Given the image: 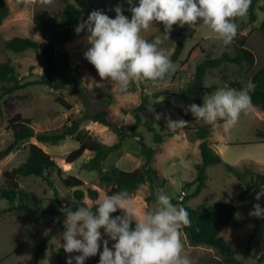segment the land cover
Returning a JSON list of instances; mask_svg holds the SVG:
<instances>
[{
    "label": "rangeland",
    "instance_id": "obj_1",
    "mask_svg": "<svg viewBox=\"0 0 264 264\" xmlns=\"http://www.w3.org/2000/svg\"><path fill=\"white\" fill-rule=\"evenodd\" d=\"M8 6L7 15L0 21V63L5 60L15 66L18 77L22 82H34L45 68L44 59L40 52L28 49L15 53L6 49L5 41L14 35L27 36L35 40L46 39L52 42L59 50L68 53L69 64L76 67L82 76L83 84L89 89L97 87L105 94L112 95L111 103L106 107V119L109 123L117 124L123 131H129L133 123L132 110L140 103L142 93H150L149 104L143 107L139 114L142 121L137 125L148 146L156 148L154 158L150 166L156 170L160 179H165L164 186L158 194L163 192L174 200H180L182 196L190 193L195 188L192 183L196 176L195 165L201 161L198 149L199 139L193 130L188 127L191 123L203 125L209 124L202 119L189 121L183 129L175 130L167 124L168 119H180L182 116L195 118L187 110V104L180 96V91L185 88L187 82L191 81L195 65L206 55H219L223 51L233 53L235 48L232 43L225 45L219 36L207 25L196 26L194 34L185 40L179 59L174 63L175 71L167 74L165 79L158 82L145 84L143 90L139 81L131 83L125 91H119L114 82L101 79L95 67L85 58L84 52L90 43L87 40V32H74L72 37L65 43H59L45 32L36 31L32 22L33 14L41 9L46 10L50 19L56 21L54 14L61 12L65 6V0H5ZM72 1V0H68ZM95 5L103 6L104 11L114 17L113 6L120 3L124 8V14L130 17L129 5L126 0H93ZM264 0H259L257 4H262ZM257 20L248 21V15L238 17V35L245 36V45L255 55V63L248 66H240L227 63L219 68L210 69L203 79L204 86L214 85L211 92H203L200 95L201 104L217 89L224 87L226 81L239 80L244 85L251 79L254 72L264 64V36L258 29L264 13L256 8ZM179 24H174L168 37L164 35L163 22L154 21L147 30H142V35L148 40L161 37L164 43L162 48L173 51ZM169 90L172 94L167 97L161 95L154 97L151 94L156 91ZM62 95L70 104V108L61 105L56 97ZM92 106L99 108L94 102L100 95L98 92L91 93ZM85 105L77 94L72 93L70 86L62 89H53L43 84L31 83L23 89L17 90L9 95L0 93V150L11 140L12 132L8 128L7 119L16 112L22 116L30 118V124L34 132L45 130H58L70 119L78 118L82 115ZM159 113V119L156 114ZM153 122L155 130H160V125L165 128L162 133L164 139L160 144L154 142V132L147 128L145 121ZM188 121V120H186ZM80 127L87 130L93 137L106 145H111L117 141V136L113 130L99 122L84 121ZM264 132V109L256 105L247 113H242L235 126L225 131L223 122L211 124V132L208 140L221 155L224 162L235 166L242 171L248 168L253 173L264 172V143L256 135V130ZM161 132V130H160ZM37 143L44 151L56 161L61 168L58 174L55 169L51 171L50 178L53 180L55 188L58 190V199L52 192L47 182L39 176L28 175L18 177L19 186L26 191H33L42 198V206L48 212L39 215L35 219L22 211L14 210L0 214V264H31L33 261L35 245L48 233L51 238L44 253L40 257L38 264H57V250L63 243L61 233L63 227L57 223L53 211L64 208L68 203L75 202L72 189H67L61 183V177L73 174L84 180L88 185L99 189L98 197H86L88 204L98 202L108 186L102 185L98 181V172L84 167L92 152L85 151L77 160L67 163L65 157L69 151L78 146V142L72 138H66L57 144L38 142L35 137L22 141L19 147L10 154L0 159V188L6 186L3 176L5 170L21 164L28 154V143ZM144 163V156L140 153L137 137L125 138L119 150L112 152L104 162V168L114 164L122 169H133ZM250 176L248 175V178ZM244 189V182L232 175L223 163L210 165L207 168V181L198 195L189 197L186 204L197 206L200 204H212L217 201L234 202V209L229 223L221 230L220 235L238 252L236 257L244 260L245 264H264V258L260 261L259 256L264 253V225L257 222V217L250 216L255 203L264 206V197L259 201L255 199V194L260 187L247 193L241 201L239 194ZM148 184H144L139 189L129 195L130 210L138 216L145 210L156 207V203L148 201ZM157 194V195H158ZM10 205L9 201L0 196V209ZM121 209V215L124 214ZM64 224V222H63ZM103 231V229H101ZM105 238H107L105 234ZM181 239L184 245L183 254L187 255L192 264H214V260L219 257L218 251L210 245L191 244L183 230ZM114 241L109 240V246ZM248 244L249 254L244 256L243 251ZM78 252L64 253V258L78 255ZM87 260L98 264L99 254L87 258ZM75 264V261H73Z\"/></svg>",
    "mask_w": 264,
    "mask_h": 264
},
{
    "label": "trees",
    "instance_id": "obj_2",
    "mask_svg": "<svg viewBox=\"0 0 264 264\" xmlns=\"http://www.w3.org/2000/svg\"><path fill=\"white\" fill-rule=\"evenodd\" d=\"M65 6L61 12L55 13L54 21L47 15L46 10L41 9L33 14L32 22L36 31L45 32L52 38H55L59 43L67 42L75 31L76 25L87 18V14L94 9L104 11L103 6L95 5L93 0H65ZM259 0H251V5L248 9V21L254 22L257 20L256 8L264 13V2L257 4ZM8 6L5 0H0V21L7 15ZM132 13L130 12V17ZM129 17V18H130ZM238 18V17H237ZM237 18L235 20L237 21ZM203 24L202 20L193 24L179 25L177 31L176 44L172 51L171 59L173 63L177 62L180 53L183 49L185 40L190 38L196 26ZM258 29L264 36V16L258 25ZM246 37L239 36L238 33L234 38L232 44L235 48L233 53L223 51L219 55H206L199 60L191 78L187 82L184 89L180 91V96L187 103L201 104L200 97H193L200 95L203 92H211L215 89L214 85L204 86L203 79L210 69L219 68L224 64L232 63L240 66H252L255 63V55L251 49L245 45ZM5 47L15 53L23 52L28 49H33L40 52L44 59L45 68L39 77L34 82H22L18 77L15 66L10 60H5L0 63V93L1 95H9L13 92L23 89L31 83L43 84L53 89H62L70 86L72 93L77 94L82 99L85 108L82 115L75 119H70L58 130H45L34 132L30 124V118L24 117L21 113L16 112L7 119L8 128L12 132L11 140L7 145L0 150V159L7 156L15 150L22 141L35 137L38 142H47L57 144L66 138H72L78 142V146L65 157L67 163L77 160L85 151L92 152L89 160L84 164V167L98 172V181L105 186H108L107 193H112L126 189L129 193H133L144 184L149 186V194L147 200L157 204V194L164 186L165 179H160L155 169L150 166L154 158L156 148L148 146L142 134L137 131V125L142 121L139 111L149 104V94L142 93L140 103L132 110L133 123L129 131H123L117 124L109 123L106 119V107L112 101V95L100 88H93L89 90L82 80L80 71L76 67L69 64L68 53L65 50H59L55 45L46 40H35L27 36L14 35L5 41ZM167 76V75H166ZM165 76V78H166ZM163 78V79H165ZM157 81H139L141 90L144 89L145 84ZM255 88L251 92L252 105H256L264 109V64L259 67L250 79ZM225 86H230L240 89L245 85L239 80L226 81ZM98 92L100 97L94 103L99 108L92 106L91 93ZM172 94L169 90L156 91L151 95L164 97ZM56 100L65 108H70L71 104L62 96L58 95ZM2 111L0 109V116ZM184 120L194 122L197 118L181 117ZM95 121L105 126L110 127L117 136V141L111 145H106L93 137L87 130H83L80 125L84 121ZM222 122V121H219ZM148 129L153 130L154 142L158 145L164 139L162 133L165 128L164 124L160 125V130H155L153 122L145 121ZM193 130L195 136L200 140L198 149L200 151L201 161L195 165L196 176L192 183H187L185 186L195 184V188L188 194L182 196L180 200L172 199L174 204L183 205L190 218V223L182 227L187 239L191 244H206L215 248L219 257L214 260V264H245L244 260L236 257L238 250L234 249L221 235V230L229 223L233 209L234 202L217 201L212 204H200L197 206H189L186 200L189 197L196 196L205 186L207 181V168L210 165L223 163L226 169L234 175L238 180L244 182V189L238 196L237 201H241L244 196L261 186H264V172L253 173L248 168L240 171L235 166L223 161L221 155L215 151L210 145L208 137L211 132V124H195L191 123L188 127ZM256 135L261 142L264 143V132L260 129L256 130ZM137 137V142L140 147V153L144 156V163L133 169H122L114 164H110L104 168V162L112 152L120 149L125 138ZM28 154L25 160L12 167L10 170H5L3 176L6 180V186L0 188V196L7 199L10 205L4 209H0V214L8 211H22L28 215H32L38 219L39 215L47 213L48 210L42 206V198L33 191L23 190L18 183V177L28 175L42 177L50 186L58 199V190L55 188L53 180L50 178L51 171L56 170L58 174L61 173V168L49 153L44 151L37 143H28ZM248 175L250 176L248 178ZM61 183L67 189H72V195L75 202L68 203L64 208H58L53 211L57 223L65 230L63 224L66 213L69 209L75 210L77 206L87 205L86 197H98L99 189L92 187L84 182L80 177L67 174L61 177ZM98 202L91 203L92 205ZM112 215H121V209ZM257 222H262L264 225V218H257ZM134 226V222H133ZM51 238V232H48L34 247L33 261L31 264H38L41 255L44 253ZM65 250L59 247L57 250V264H66L64 258ZM245 257L249 254L248 244L243 251ZM264 258V253L259 256L261 261ZM85 264H97L95 261L91 262L86 259Z\"/></svg>",
    "mask_w": 264,
    "mask_h": 264
},
{
    "label": "clouds",
    "instance_id": "obj_3",
    "mask_svg": "<svg viewBox=\"0 0 264 264\" xmlns=\"http://www.w3.org/2000/svg\"><path fill=\"white\" fill-rule=\"evenodd\" d=\"M131 17L123 6H113L114 17L94 9L75 27L77 33L87 32L90 47L85 58L95 67L99 77L114 82L119 91L127 90L134 81H157L175 71L172 50L162 48L163 39L148 40L142 35L154 21L163 22L164 35L174 24H193L202 20L225 45L231 44L238 32L235 18L245 17L251 0H126ZM255 84L249 80L240 89L225 86L217 89L202 104L187 105L195 118L206 123L223 122L225 131L237 123L242 113L252 108L251 92ZM150 94V93H149ZM160 114H156L159 119ZM189 121L168 119L175 130L183 129ZM264 197V186L255 199ZM126 189L104 193L97 204L77 206L66 213L61 233L66 264H85L87 258L99 254L98 264H192L183 254L181 229L190 223L183 205L172 202L166 193L157 195L154 209L137 215L130 210ZM124 209L123 215H112ZM250 216L264 218V206L255 203ZM134 222V226H133ZM103 229V231H101ZM105 234L107 238H105ZM109 240L114 243L109 246Z\"/></svg>",
    "mask_w": 264,
    "mask_h": 264
},
{
    "label": "crops",
    "instance_id": "obj_4",
    "mask_svg": "<svg viewBox=\"0 0 264 264\" xmlns=\"http://www.w3.org/2000/svg\"><path fill=\"white\" fill-rule=\"evenodd\" d=\"M214 148V147H213ZM215 149V148H214ZM215 151L217 152V150L215 149Z\"/></svg>",
    "mask_w": 264,
    "mask_h": 264
}]
</instances>
